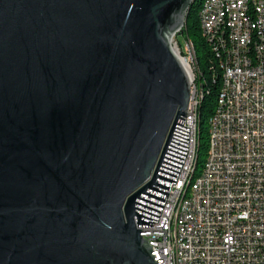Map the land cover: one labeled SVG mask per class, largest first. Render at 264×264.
<instances>
[{
  "label": "water",
  "instance_id": "95a60500",
  "mask_svg": "<svg viewBox=\"0 0 264 264\" xmlns=\"http://www.w3.org/2000/svg\"><path fill=\"white\" fill-rule=\"evenodd\" d=\"M195 1L0 0V264H158Z\"/></svg>",
  "mask_w": 264,
  "mask_h": 264
},
{
  "label": "built area",
  "instance_id": "2783aa9c",
  "mask_svg": "<svg viewBox=\"0 0 264 264\" xmlns=\"http://www.w3.org/2000/svg\"><path fill=\"white\" fill-rule=\"evenodd\" d=\"M199 19L210 51L226 44L208 175L184 194L196 144L195 75L189 153L158 223L141 234L158 264H264V0H211Z\"/></svg>",
  "mask_w": 264,
  "mask_h": 264
},
{
  "label": "trees",
  "instance_id": "16d2710c",
  "mask_svg": "<svg viewBox=\"0 0 264 264\" xmlns=\"http://www.w3.org/2000/svg\"><path fill=\"white\" fill-rule=\"evenodd\" d=\"M200 2L201 0H196L191 5L186 25L179 33L186 35V40L192 42L195 47L196 63L198 67L196 81L202 86L205 94L200 106V149L198 168L199 166H201V168L203 166V162L200 159L201 152L205 154L208 151V124L210 117L214 113L219 87L220 84H222L221 59L218 58L212 49L210 51L201 32L199 19Z\"/></svg>",
  "mask_w": 264,
  "mask_h": 264
},
{
  "label": "bare ground",
  "instance_id": "6f19581e",
  "mask_svg": "<svg viewBox=\"0 0 264 264\" xmlns=\"http://www.w3.org/2000/svg\"><path fill=\"white\" fill-rule=\"evenodd\" d=\"M211 0H201L200 2V11L203 6H205L208 2ZM199 11V13H200ZM189 48L191 52L194 54V57L196 58V52H195V47L192 42H188ZM173 48L175 52L180 56L182 59L185 67L187 68L190 76L192 77V72H191V67L189 62L185 59L182 58L180 53L178 52L176 48V45H173ZM211 49L213 52L218 56V58L221 59V69H222V83L225 80L226 77V67L223 65V58L220 54V52H226V44H219V45H212ZM204 91L202 86H200L199 90V98L197 99L196 103V112H195V141L196 144L193 148V152L191 154V170L189 172V175L187 176V182L184 185V194H193L196 193L201 185V181L206 179L208 175V168L210 166V160H211V153L213 151V137H214V126H215V115L219 112L221 108V94L219 91L218 97H217V102H216V107L214 110L213 115L210 117L209 124H208V151H207V156H206V162L202 166V171L199 173V168H198V161H199V149H200V106L201 103L204 99Z\"/></svg>",
  "mask_w": 264,
  "mask_h": 264
},
{
  "label": "rangeland",
  "instance_id": "374dc122",
  "mask_svg": "<svg viewBox=\"0 0 264 264\" xmlns=\"http://www.w3.org/2000/svg\"><path fill=\"white\" fill-rule=\"evenodd\" d=\"M178 34L175 36L176 40L178 39L177 40L178 44L176 45L175 49L178 50V52L180 53L182 58H185L189 62L190 67H191L192 77L195 78L196 73H198L196 58L194 57V54L192 52H191L192 56L190 54V50L188 49V46H187V42H189V41L186 40V38H187L186 35H184V34L178 35ZM200 159L203 162L202 165H204L206 162V153L203 154V152H201ZM201 171H202V168H201V166H199V173Z\"/></svg>",
  "mask_w": 264,
  "mask_h": 264
}]
</instances>
